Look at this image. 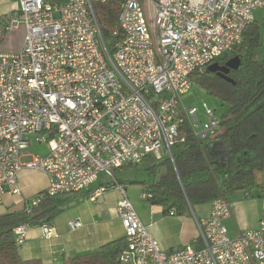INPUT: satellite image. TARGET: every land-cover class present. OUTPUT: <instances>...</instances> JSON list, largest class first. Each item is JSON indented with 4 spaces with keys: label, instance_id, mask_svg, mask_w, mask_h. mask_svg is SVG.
I'll return each mask as SVG.
<instances>
[{
    "label": "built area",
    "instance_id": "1",
    "mask_svg": "<svg viewBox=\"0 0 264 264\" xmlns=\"http://www.w3.org/2000/svg\"><path fill=\"white\" fill-rule=\"evenodd\" d=\"M109 1L120 5L111 48L93 6ZM257 9L264 0H18L5 27H23L22 45L0 51V203L20 194L23 170L49 178L47 190L26 201L30 213L45 196L90 188L101 173L114 179L116 170L148 157L174 163L178 143L208 141L220 115L205 101L187 106L182 97L195 85L193 74L242 42ZM34 143L48 151L27 152ZM116 187L128 241L123 264H264V208L256 228L231 236L225 220L232 204L220 196L197 219L195 241L165 250ZM108 190L98 186L90 199ZM260 197L264 205V178ZM30 227L14 228L18 247ZM41 228L54 234L51 224Z\"/></svg>",
    "mask_w": 264,
    "mask_h": 264
},
{
    "label": "trees",
    "instance_id": "2",
    "mask_svg": "<svg viewBox=\"0 0 264 264\" xmlns=\"http://www.w3.org/2000/svg\"><path fill=\"white\" fill-rule=\"evenodd\" d=\"M93 6L103 39L111 48L113 32L119 29L120 5L109 1L93 2ZM5 23L6 16L0 17V45L7 33ZM260 28L259 22L253 21L245 29L242 42L217 59L226 62L235 55L241 58L240 67L228 74L234 83L208 69L191 76L195 84L227 104L226 110L219 114L220 128L205 142L227 144L226 160L209 158L204 151L205 143L189 138L174 147V163L170 159L158 161L148 157L142 164L126 166H146L145 171L152 177L150 182L128 181L146 186V192L151 194L147 200L163 206L165 215L183 216L196 205L211 203L220 196L228 199L230 194L240 190H248L251 196L253 190L259 189L257 195L261 196L262 184L257 183L256 174L264 170V59L254 58L255 50L261 46ZM126 182L114 176L103 185L110 189ZM60 212L54 196H45L30 213L12 210L1 214L0 264H42L40 259L21 257L14 228L24 222L31 226L52 224ZM127 248L124 236L102 245L96 252L73 257L68 264H122L119 258Z\"/></svg>",
    "mask_w": 264,
    "mask_h": 264
},
{
    "label": "crops",
    "instance_id": "3",
    "mask_svg": "<svg viewBox=\"0 0 264 264\" xmlns=\"http://www.w3.org/2000/svg\"><path fill=\"white\" fill-rule=\"evenodd\" d=\"M17 4L18 0H13L12 10ZM38 147L41 153L48 151L46 146ZM97 181L82 192L54 196L56 204L61 208L51 224L54 234L46 237L40 225L31 226L25 243L19 247L22 258L40 259L42 264H68L73 257L96 252L102 245L125 236L122 221L117 214V204L123 198L120 189L111 187L99 199L92 201L90 195L93 190L110 182H101L97 186ZM18 185L20 194L5 195L0 203V215L12 210H24L27 200L47 190L49 178L40 171L23 170L19 175ZM120 187L126 190V196L133 203L141 221L165 250L195 241L199 235L197 219L210 214L211 203L196 205L183 216L165 215L163 206L151 204L141 197L143 189ZM254 194L250 196L247 191L245 197L234 201L228 198L232 204L231 216L225 222L231 236L258 226L264 205L260 196L259 199L251 198L255 197ZM56 197H61L62 200L57 201ZM73 219H79L82 226L72 229L69 222Z\"/></svg>",
    "mask_w": 264,
    "mask_h": 264
},
{
    "label": "rangeland",
    "instance_id": "4",
    "mask_svg": "<svg viewBox=\"0 0 264 264\" xmlns=\"http://www.w3.org/2000/svg\"><path fill=\"white\" fill-rule=\"evenodd\" d=\"M13 4V0H0V17L6 16V14L10 13L13 14L11 5ZM255 19L259 22L261 28V46L258 47L255 50V56L254 58L256 60L262 61L264 59V9H257L255 11ZM24 37V29L23 27L20 29H15L13 31L7 32L5 35L4 41L0 45V51L2 52H13L18 50L22 45V40ZM112 46V45H111ZM183 103L187 106L189 105H198L200 106L203 101L207 102L208 105L215 109L218 114H222L226 108L227 104L222 102L218 97H215L213 95H210L203 87H201L198 84H195L192 89L185 94L182 97ZM38 146H42L38 143H34L29 146V149L27 151H30L31 153H41V149ZM208 156V155H207ZM209 157V156H208ZM210 158V157H209ZM145 165L141 166H131V167H125L123 169L117 170L115 173V177L122 178L124 180H127L126 183H123V187H135L143 189L144 193L146 192V186L133 184L128 181V179H137V180H146L147 182H150L152 177L148 174L147 171H145ZM256 181L257 183H262L264 178V173L258 171L256 174ZM112 181V178L108 177L106 174L102 173L99 176V180L97 181L96 185L98 186L101 182H109ZM259 189H255L252 192L255 193V197L251 198H258L259 199ZM248 190H240L235 193H232L229 195V199L231 201L236 200L237 198L245 197ZM73 194V193H71ZM71 197L73 195H70ZM57 201H61V197H56ZM205 205V204H203ZM227 225V222H225Z\"/></svg>",
    "mask_w": 264,
    "mask_h": 264
},
{
    "label": "water",
    "instance_id": "5",
    "mask_svg": "<svg viewBox=\"0 0 264 264\" xmlns=\"http://www.w3.org/2000/svg\"><path fill=\"white\" fill-rule=\"evenodd\" d=\"M240 65H241V58L238 55H235L229 58L223 65H221L218 61L211 63L208 66V70L210 72H215L220 77L234 83L233 79L230 78L228 74L231 70H237L240 67ZM204 151L207 153V155L211 151L215 152L216 156L220 155L219 160L224 162L228 154V145L223 142L214 141L205 144Z\"/></svg>",
    "mask_w": 264,
    "mask_h": 264
},
{
    "label": "flooded vegetation",
    "instance_id": "6",
    "mask_svg": "<svg viewBox=\"0 0 264 264\" xmlns=\"http://www.w3.org/2000/svg\"><path fill=\"white\" fill-rule=\"evenodd\" d=\"M219 63H220L221 65L225 64V62H219ZM208 143H210V142H207V143H205V144H208ZM205 144H204V145H205ZM208 156H209V157L211 156L210 158H216V157L219 158L220 155L216 156V155H215V152L211 151V152L208 154Z\"/></svg>",
    "mask_w": 264,
    "mask_h": 264
}]
</instances>
